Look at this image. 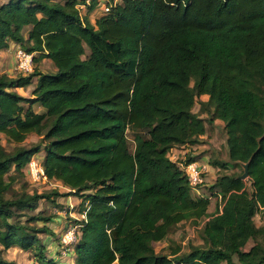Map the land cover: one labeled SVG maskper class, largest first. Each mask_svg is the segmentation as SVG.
<instances>
[{
    "label": "trees",
    "instance_id": "obj_1",
    "mask_svg": "<svg viewBox=\"0 0 264 264\" xmlns=\"http://www.w3.org/2000/svg\"><path fill=\"white\" fill-rule=\"evenodd\" d=\"M99 2L89 0L88 11ZM81 3L0 0V50L14 42L36 63L30 73H0V134L15 143L42 136L9 151L0 135V264H17L4 256L13 245L36 264H264L262 243L244 249L264 232L254 220L264 212V0H123L95 23ZM43 59L56 70L41 71ZM31 84L30 97L17 91ZM202 95L208 117L194 111ZM215 117L225 123L228 160L210 163L248 164L249 175L219 173L209 191L222 208L209 212L211 197L193 195L169 153L199 142ZM41 150L47 177L70 191L5 197ZM70 194L82 198V217L71 222L79 239L63 255L59 238L58 259L39 236L54 215H15ZM203 218L200 244L156 250L172 225Z\"/></svg>",
    "mask_w": 264,
    "mask_h": 264
},
{
    "label": "rangeland",
    "instance_id": "obj_2",
    "mask_svg": "<svg viewBox=\"0 0 264 264\" xmlns=\"http://www.w3.org/2000/svg\"><path fill=\"white\" fill-rule=\"evenodd\" d=\"M86 11V9H84ZM82 9V12L85 16V11ZM87 13V12H86ZM92 15L90 17V21L96 19L103 13V9L101 4L97 5L94 8V11L91 12ZM89 15V14H88ZM92 22V21H91ZM93 23V22H92ZM28 27L24 28V33L27 35ZM21 48L18 44L14 42H10L7 49L3 50L0 53V73H8L9 75H17L24 73L18 68V59H17V50ZM36 63L34 62L33 69ZM38 68H40L43 72H52L56 70L55 65L50 59H43L39 64ZM30 70L26 73H30L33 71ZM34 84H31L24 90H20L21 93L25 96L30 97ZM201 98L197 101L194 111L198 112L201 116L208 117L207 113L201 111ZM35 111L42 112V106L40 104L35 103L34 105ZM41 109V110H40ZM45 110V108H44ZM44 112V111H43ZM208 134L206 137L199 138V142L194 145H177L174 146L173 150L170 151L169 157L173 161H177L181 163L189 158L190 155L194 157V160L202 161L201 158L204 155H208V160L214 161L216 159L226 160L228 158L227 148H226V135L222 129H215L208 125ZM135 130L133 128L127 129V136L129 139V147L133 151L135 148ZM2 138V143L5 148L9 151L13 150L17 146H31L34 143H37L41 140V134L36 131L30 134L27 139L21 143H15L8 141L7 137L4 134H0ZM193 147H196L195 149ZM187 148L189 150H187ZM195 152V154H194ZM194 155V156H193ZM44 156V150H41L39 153L35 154L32 159L42 160ZM25 175L18 176L17 179L12 183L11 188L8 192L5 193V197H13L23 191H27L30 193L38 192V193H51L52 191L58 190L64 193L69 192V188L64 186L63 183L56 179H44L39 178L35 179L30 173L28 164L24 168ZM14 173V170H12ZM230 173V174H242L244 170L239 166H230V168L219 171L217 167L210 163L209 170L205 172V182L199 186L198 190L201 192H205L210 194L209 188L213 185L219 176V173ZM248 187H250L249 181H247ZM250 189V188H249ZM196 191V190H195ZM199 192V193H200ZM53 193V192H52ZM198 192L193 191V195H200ZM55 202H52L49 199H40L38 203V207L34 210H25L27 216L20 217L18 212L15 215V219L25 220L30 216L35 215H45L52 216V220L48 222L50 230L48 233H41L39 236L41 237L47 252L56 255L58 259H60L61 253H59V238L62 234V231L69 223L73 222L76 219L81 218V214L78 212L80 202L82 198L79 195L70 194L64 196H56ZM221 197L215 195L211 199V208L214 206H221L222 204ZM255 223L258 227L264 226V212L262 210L258 211L254 216ZM204 221V218L200 220V223H195L194 221L186 220L182 221L176 225H172L169 229V233L167 237L159 242H154V246L156 250L160 253L170 254L172 250L179 245L182 249V252H186L189 249L190 245H197L202 242L201 239V224ZM38 225H43L42 221H33ZM260 242L264 245V232L262 231L258 237L251 239L244 249H250L254 244ZM5 256L8 259H13L16 262H20L21 264H36L35 258L32 251H23L19 246H12L5 252ZM63 257V256H62ZM70 256L67 257L69 259ZM223 264H228L227 262H223Z\"/></svg>",
    "mask_w": 264,
    "mask_h": 264
},
{
    "label": "built area",
    "instance_id": "obj_3",
    "mask_svg": "<svg viewBox=\"0 0 264 264\" xmlns=\"http://www.w3.org/2000/svg\"><path fill=\"white\" fill-rule=\"evenodd\" d=\"M123 0H100L103 12H108L113 5H116ZM89 0H86V3L79 4L80 13L82 9L87 6ZM82 15V13H81ZM17 59H18V68L26 73L33 69V53H29L22 48L17 50ZM171 157V156H170ZM183 172L187 175L190 185L193 187V190H197L200 185L205 182V172L209 170V162L192 160L188 163L181 162L179 163ZM29 173L35 178H44L48 179L45 169L42 166V163L39 160L31 159L28 163ZM79 225L74 223H69L63 230L60 235V244L61 252L63 255H66L68 251L72 248L73 244L78 241V229Z\"/></svg>",
    "mask_w": 264,
    "mask_h": 264
},
{
    "label": "crops",
    "instance_id": "obj_4",
    "mask_svg": "<svg viewBox=\"0 0 264 264\" xmlns=\"http://www.w3.org/2000/svg\"><path fill=\"white\" fill-rule=\"evenodd\" d=\"M84 9H86V11L84 10ZM83 10L85 11V14H86V12L89 14L88 15V17H89V19H90V17H91V15H92V13L91 12H93L94 11V9L93 10H91V11H88V8H87V6L86 7H84L83 8ZM82 16H85L83 13H82ZM93 23H95V19L93 20H91ZM28 28H30V27H28ZM7 49V48H6ZM3 50H5V49H2V50H0V53H2V51ZM2 56V55H1ZM1 59V58H0ZM12 76V75H11ZM15 76V75H14ZM30 86V85H29ZM28 87V86H27ZM27 87H18L17 88V91L18 92H20L21 93V91L20 90H24L25 88H27ZM34 88V87H33ZM207 98H208V96L207 95H202L201 96V100H203V101H206L207 100ZM36 103H38V104H40V106H42L41 105V103H39V102H36ZM35 105V104H34ZM34 105H33V107H34ZM42 108V112L43 111H45L44 110V107L42 106L41 107ZM34 109H35V107H34ZM41 110V109H40ZM224 121L223 120H221L220 118H217V117H215V118H213V120L211 121V123H209V122H206V126L208 127V125H210L211 127H214L215 129H217V128H219V129H222V131H224ZM224 133H225V131H224ZM207 134H208V128H207V131L204 133V134H202L200 137L202 138L201 140H203V138L204 137H206L207 136ZM196 144V143H195ZM191 145H194V144H191ZM174 148V147H173ZM194 149L196 148V147H193ZM226 148H227V146H226ZM173 150V149H172ZM187 150H189L188 148H187ZM194 154H195V152H194ZM194 156V155H193ZM201 160H203V161H205V162H209V165H210V161L208 160V155L206 154V155H204L202 158H201ZM226 160H228V158L226 159ZM194 192H200L198 189L195 191V190H193ZM199 194H206V195H209L210 197H211V199L214 197V196H212L211 195V192H210V194L209 193H206V191L205 192H200ZM222 208V205L221 206H219V207H217V206H214V208H211V205L209 206V212H216V210L217 209H221ZM13 246H18V245H13ZM12 247V246H11ZM10 247V248H11ZM21 248V247H20ZM21 250H23V251H27V250H24L23 248H21ZM7 251V250H6ZM5 251V252H6ZM5 252H4V256H5ZM6 257V256H5ZM7 258V257H6ZM35 258V257H34ZM11 260H13V259H11ZM35 263H36V261H35ZM17 264H21L20 262H17Z\"/></svg>",
    "mask_w": 264,
    "mask_h": 264
},
{
    "label": "water",
    "instance_id": "obj_5",
    "mask_svg": "<svg viewBox=\"0 0 264 264\" xmlns=\"http://www.w3.org/2000/svg\"><path fill=\"white\" fill-rule=\"evenodd\" d=\"M249 175L248 164L244 165V172L240 175V178L245 179Z\"/></svg>",
    "mask_w": 264,
    "mask_h": 264
}]
</instances>
